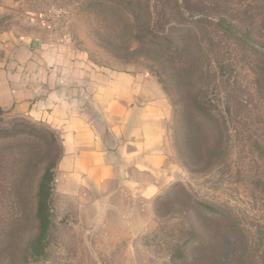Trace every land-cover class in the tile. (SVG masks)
<instances>
[{
  "label": "rangeland",
  "instance_id": "1",
  "mask_svg": "<svg viewBox=\"0 0 264 264\" xmlns=\"http://www.w3.org/2000/svg\"><path fill=\"white\" fill-rule=\"evenodd\" d=\"M220 21L247 32L243 44ZM111 31L117 34L106 42ZM145 33L165 39L150 44ZM18 43L66 45L96 72L153 75L172 106L175 180L150 198L126 190L85 199L57 186L42 254L17 256L0 237V264H179L170 255L189 225L191 199L225 212L236 227L228 253L235 264H264V156L257 151H264V0H0V71ZM0 119V161H9L2 183L22 151L50 163L61 157L56 131L5 111ZM5 212L0 205V220Z\"/></svg>",
  "mask_w": 264,
  "mask_h": 264
},
{
  "label": "crops",
  "instance_id": "2",
  "mask_svg": "<svg viewBox=\"0 0 264 264\" xmlns=\"http://www.w3.org/2000/svg\"><path fill=\"white\" fill-rule=\"evenodd\" d=\"M16 47L0 71V106L58 133L54 191L63 186L65 194L90 199L127 190L150 198L174 182L172 106L153 75L93 71L66 45Z\"/></svg>",
  "mask_w": 264,
  "mask_h": 264
},
{
  "label": "trees",
  "instance_id": "3",
  "mask_svg": "<svg viewBox=\"0 0 264 264\" xmlns=\"http://www.w3.org/2000/svg\"><path fill=\"white\" fill-rule=\"evenodd\" d=\"M130 23V19H126L127 31L131 27ZM220 28L226 35L239 43H242V38L248 36L247 32L240 31L224 21H220ZM111 32L112 35L107 36L106 42H109L111 36L117 34V31ZM132 34L133 31L127 36L133 37ZM140 38L141 40L147 39L150 44L157 42L159 45L161 44L160 40L165 39L158 35H148V33L143 34ZM111 43L116 46V41H111ZM1 116L2 110L0 109V118ZM50 137V139H54L53 134H50ZM179 143H181V138ZM32 144L33 147H36L34 143H30L29 146ZM52 144L48 143V145ZM182 151V145H178L177 152L181 154ZM257 151L260 156H264V151L260 147L257 148ZM49 152L48 149L45 155L49 156ZM60 158L57 156L53 163H50V159L38 161L37 158L31 157L29 151H22L15 169L9 171V175L13 176H10L8 182L4 178L3 183L0 181L2 187L0 189V205L6 212H10L3 220H0V237L10 242L11 252L17 256L36 257L42 254L48 241L52 224L51 200L54 190V170ZM5 168H9V161H0V172ZM172 193V197H174L172 200L176 199L177 201V192L173 191ZM190 204L191 206L184 216L189 225L183 226L177 235L179 240L173 244L170 260L177 259L179 264H235L233 257H230L228 253L234 245L230 235L236 227H230L226 213L194 199H191ZM24 224L26 226H23ZM214 231L221 239V249L215 247ZM26 240L27 247L22 250V243Z\"/></svg>",
  "mask_w": 264,
  "mask_h": 264
}]
</instances>
